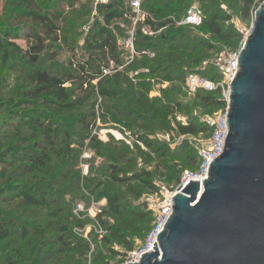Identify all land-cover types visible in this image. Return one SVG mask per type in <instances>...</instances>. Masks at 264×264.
Here are the masks:
<instances>
[{"label":"trees","instance_id":"1","mask_svg":"<svg viewBox=\"0 0 264 264\" xmlns=\"http://www.w3.org/2000/svg\"><path fill=\"white\" fill-rule=\"evenodd\" d=\"M124 1L112 0L108 4L99 3L97 5L104 12V22H97L85 39L84 49L87 53V59L75 57L73 71L61 74L37 66L45 48V39L42 32L35 25L56 27L53 26V21L48 15L34 9L33 0L12 1L9 8L11 14L8 16V26L5 27L0 18V44L2 38L10 40L26 37L35 41V44L23 52L27 63L32 67L28 78L33 84L22 92L23 98L16 104V107L20 109V117L22 118L13 128L14 132L16 130V135L9 130L13 127L11 124L7 121H0V244L17 236L15 229L16 227L20 228L22 224L18 222L19 217L16 215L21 213L20 216H28L29 213L26 211H31L28 217L34 220L29 224V228L26 225L23 226L21 237L28 240V253L23 256L28 264H55L51 262L52 259L63 264H70L68 253L75 251V248L80 251L83 250L78 242L75 244L77 246H74L72 250L70 249L69 244L76 242L78 238L76 235L73 236V232L67 230L66 227L62 228L63 234L59 238V248L55 251L44 253V248L50 244L44 243V238L38 239V236L45 234L42 223L49 219V214L52 219H57L63 213L62 204L64 203L63 194L65 192L64 189L58 187V184L69 177V173L65 172L69 164L67 162L69 153H64L62 157L57 156V150L55 149L56 140L59 137L57 132L61 131L60 133L63 135L62 144L67 149L74 143L75 133L71 127L77 123L79 128L85 134L88 133L89 136L90 128L95 124L98 117L95 109L90 114L79 117L72 113L82 104L76 98V93L94 92L95 94L98 93L103 99L113 96H117L120 100L123 99L124 104L116 103L111 107V111H113L112 122L116 124H121L125 118H130L132 116L131 111H133L131 106L135 105L139 107L147 122L157 121L160 126L164 124L172 125L170 129L168 128V131L175 130L179 136L205 135L209 137L212 133V128L199 116L187 115V123L180 122L177 118L178 114L184 116L186 113H190V105L175 100L170 93L163 97H151L150 93L153 85L151 84L152 78L149 79V77L152 76L159 80L157 77L160 78L163 73L162 80L170 84L171 87L175 82L185 83L186 76L191 71L206 75L211 79H216L219 76L213 66L209 69V75L206 74L207 70L204 68L197 69L203 61L200 56H193V54H196L200 48L211 49L213 46L205 37L194 35L191 28H202L204 32L210 33L219 38L221 42L234 46L233 49L238 50L244 37L239 28L229 23L232 17L221 7L222 0H207L209 2L206 11L202 8L205 17L200 27H177L173 23L171 16L182 17L191 7L185 6L181 9L173 7V5H179L183 1L143 0V9L153 17V20L147 19L145 23L157 30L165 29L160 35L151 37L143 34L141 26L137 28L136 50L138 52L150 50L156 54L154 58L143 55L132 61L130 66L133 70L140 68L136 66L139 63H143L149 69L148 73L143 72L135 76L136 79H140L139 82H135L134 78L129 75L130 66L117 70L110 75H103L104 69L110 68L112 62L116 65L115 69L125 64L124 51L118 39L120 26L113 25L116 21L128 18L123 6ZM263 2L264 0H238L235 3L233 0H225L224 3L232 9L236 4H239L243 18L249 19L254 17L256 10ZM1 3L2 0H0V8H6ZM29 22H33L32 25ZM188 69L192 70L189 71ZM96 80L99 81L96 83ZM68 84L70 87L67 86ZM194 97L206 111L210 112L209 114H214L226 106V101L220 92L198 91ZM149 114L150 117H147ZM166 121L168 122L166 123ZM147 122L143 124L144 131L151 127L147 126ZM29 139H35L36 142H34L33 147L39 151L31 152V147L20 148L17 146L20 143L25 144ZM39 139H45L46 145L37 142ZM10 140L12 142L4 148V144ZM15 140L18 141L17 144H15ZM140 141L149 149H156V152L162 154L163 158L169 156L164 145L159 146L160 143H155L149 138V134H142ZM48 145L51 147L50 149H48ZM115 146L118 147L117 144ZM181 148L180 155L175 154L172 156L182 158L184 167L191 168L188 170L197 171L200 167L197 150L193 148L187 139L181 145ZM53 155L59 158L56 163H53ZM15 159L21 161V163L24 162V165H26L21 170V176L27 182L29 181L23 194L19 195L21 199L16 204L10 198V195H8L9 197L5 196L6 193L20 190L18 187L8 184L12 174L8 172L7 166H12L11 161ZM162 165L163 172L160 173L159 180L153 178L154 175L151 171L125 172L123 168L114 163L111 164V177L117 184L126 186L131 191L137 184L153 194L159 191L158 181H172L174 182L173 185H177L182 175L181 170L172 169L166 163ZM165 170L170 173L166 178ZM38 174L42 176L38 178ZM100 196L107 199L108 208L114 216L121 218L117 220L118 224L108 229L111 237H115L120 243L128 247L129 251L122 254L126 258L127 254L135 248L133 243L127 241V236L123 232L124 224L128 215H137V212L125 192L106 189L100 192ZM46 207L51 210L47 214L41 213L42 209ZM22 208H25L23 212H21ZM45 215H47L46 218ZM139 216L142 220L153 223L154 212L151 209H146L143 206ZM38 218L41 220L35 222ZM151 228L152 225L148 229V233ZM110 250L115 254L120 253L113 250V248ZM15 254L18 255V251ZM19 256H22L21 252H19ZM125 258L119 264L125 263ZM10 262L13 263L11 256H3L0 264ZM20 264L23 263L20 262Z\"/></svg>","mask_w":264,"mask_h":264},{"label":"rangeland","instance_id":"2","mask_svg":"<svg viewBox=\"0 0 264 264\" xmlns=\"http://www.w3.org/2000/svg\"><path fill=\"white\" fill-rule=\"evenodd\" d=\"M6 1L8 2L6 3ZM12 1L13 0H2L1 3L3 7H6L0 8V18L5 27L8 26V16L11 14L9 8ZM111 1L112 0H101L99 3L108 4ZM128 1L129 0H125L123 6L130 17L113 23V25L120 26L118 39L122 43L127 39L129 32L134 27L132 21L133 17L131 16L132 9ZM178 1L183 2L179 5H173V7L181 9L185 6H198L205 9V11L209 2L207 0ZM233 1L236 3L238 0ZM224 2L225 0H222L221 7L232 17L229 23L239 28L241 33L244 28L251 29L254 17L244 19L239 4H236L232 9L228 8ZM99 3L98 0H80L75 2L74 0H33L34 9L48 15L53 21V26L56 27L35 25L36 28L42 32L45 39V48L37 64L38 67L61 74L73 71L75 57L87 59V53L84 49L85 39L97 22H104V12L97 6ZM32 23L33 22H29L30 25H32ZM191 32L194 35L205 37L213 46L211 49L200 48L196 54H193V56H200L203 61L197 69L204 68L207 70L206 74L208 75L209 69L212 66L211 61L216 55L222 51H236V49H233L234 46L221 42L219 38L204 32L202 28H191ZM33 44H35V41L26 37L10 40L2 38V43L0 44V121H7L11 124L13 127L9 130L15 135L16 130L14 132L13 128L22 120L20 117V109L16 107V104L23 98L22 92L30 88L33 84L28 78L32 67L27 63L23 52L29 49ZM244 44L245 40L243 38L238 49H242ZM122 50L124 51V68L129 67L133 61L131 52L124 47H122ZM204 62H208V65L204 66ZM113 65L115 66V64ZM136 66L140 68L133 70L131 68L132 66H130L129 75L136 80L135 82H139L140 79H136L135 76L143 72L148 73L149 69L143 65V63H139ZM188 70L190 71L192 69ZM163 77V73L160 75V78L157 77L160 81L155 79V77H149V79L152 78L156 80L155 84L151 81L153 89L150 96L163 97L167 93H170L175 100L185 105H190V113H186L184 116L178 114L177 118L180 122L184 124L187 123V115H196L203 119L210 113L200 105L199 101L195 100L194 95L190 94L185 83L175 82L171 85V87L174 88L172 89L169 86L170 84L162 80ZM67 86L70 87L69 84ZM76 98L80 100L82 104L76 111L72 112L75 116L79 117L81 115L90 114L95 109L98 117L95 124L90 128L89 136L88 133L85 134L84 131L79 128L77 123L75 126L71 127L75 133L73 138L74 143L67 149L63 147V135L60 133L61 131L57 132L59 136L56 140L55 147L57 156L62 157L64 153H69L67 156V162H69V164L65 171L69 173V177L67 180L61 181V183L58 184V187L60 189L62 188V190L64 189L65 192L63 194L64 203L62 204L63 213H61L57 219H52L49 214V219L42 223L45 234L38 236V239L44 238V243L50 244L48 247L44 248V253L55 251L59 248V238L63 234L62 228L66 227L67 230L73 232V236L76 235L78 238L74 243L69 241L71 242L69 244L71 247L70 249L72 250L74 246H77L75 245L77 242L78 245L83 248L82 251L75 248V251L68 253L70 264H119L120 261L125 258L122 254H125L129 250L128 247L120 243L118 239L113 236L111 237L108 228L118 224L117 220L121 218L114 216L109 210L108 201L106 198L100 196V192L106 189H113L126 193L137 215H128L123 232H125L127 236V241L133 243L134 248L144 243L148 229L152 225V222L148 223L139 216L143 206L150 210L149 199L152 193L137 184L132 191L126 186L117 184L111 177V164H117L123 168L125 172L151 171L155 180L160 179V173L163 172V163L171 166L172 169L181 170L183 174L184 171L191 168L184 167L182 158L172 155L181 154V145L186 139L196 150V147L206 142L208 137L205 135L190 137L179 136L175 130L172 132L168 131V128L170 129L172 125L164 124L160 126L157 124V121L147 122V119L142 115L143 113L140 112L139 107L135 105L131 106L133 108V111H131L132 116H130V118H125L123 123L116 124L112 122L113 111H111V107L116 103L124 104L125 101L123 102V99L120 100L117 96L103 99L98 93L95 94L94 92H78L76 93ZM147 117H150V114L147 115ZM145 122H147V126H151L147 131H144L143 127ZM167 122L168 121H166V123ZM142 134H149V138L155 143H160L158 144L159 146L164 145L169 156L163 158V155L159 152L157 153L156 149H149L140 141V136H142ZM11 142L12 140L7 141L3 147L6 148ZM34 142H36L35 139H29L25 144H17L18 141L15 140V144L20 148L31 147V152L38 150L33 147ZM37 142L46 145L45 139H39ZM116 144L118 147L115 146ZM50 148L49 146L48 149ZM57 156L53 155V163L59 160ZM11 163H13L12 166H7L8 172L12 174V178L8 181V184H11L13 187H18L20 190H14L13 193H6L5 196L10 195V198H12L13 202L16 204L21 199L19 195L23 194L29 181L27 182L21 176V170L26 166L24 162L21 163V161L15 159L11 161ZM164 174L165 178L170 175L168 170H165ZM37 176L39 178L42 175L38 174ZM166 183L168 185L174 184L172 181H167ZM24 209L25 208H22L21 212H23ZM49 210L51 209L47 207L43 208L41 213L47 214ZM26 212L29 213L28 216L31 214V211ZM20 215L21 213L16 215L19 217L18 222L22 224L20 228L16 227L15 229L17 231V236L0 244V261H2L3 256H11L14 264H20V262L28 264L23 257L28 253V240L22 239L21 237L23 226L26 225L29 228V224L34 219ZM44 217L46 218L47 215ZM39 220L41 219L38 218L35 222ZM141 236H143V239ZM111 248L120 253H113L110 250ZM17 251L18 255L15 254ZM19 252H21L22 256H19ZM51 262L63 264L54 259H52ZM13 263L10 262L8 264Z\"/></svg>","mask_w":264,"mask_h":264},{"label":"water","instance_id":"3","mask_svg":"<svg viewBox=\"0 0 264 264\" xmlns=\"http://www.w3.org/2000/svg\"><path fill=\"white\" fill-rule=\"evenodd\" d=\"M237 70L224 152L174 196L154 251L128 264H264V2Z\"/></svg>","mask_w":264,"mask_h":264},{"label":"built area","instance_id":"4","mask_svg":"<svg viewBox=\"0 0 264 264\" xmlns=\"http://www.w3.org/2000/svg\"><path fill=\"white\" fill-rule=\"evenodd\" d=\"M100 1L101 0H98V3ZM128 4L132 9L131 16L133 17L132 21L134 27L129 32L127 39H125L123 43L119 41V44L131 52L133 60L136 57H142L143 55H148L150 58H153L156 54L150 50L142 52L136 50L135 38L137 36V28L141 26L143 34L151 37L160 35L165 28L157 30L151 25L145 23L147 19L153 20V17L149 12L143 9V0H129ZM126 17L129 18L130 15L127 13ZM204 17L205 14L203 9L198 6H193L184 16L179 18L171 16V19L177 27H200L203 24ZM251 32L252 27L251 29L244 28L242 30L245 41ZM241 50L242 49L236 51H222L214 57L211 61V65L219 73V76L216 79H211L206 75L193 71L187 74L185 84L190 94L195 95L198 91L220 92L226 101V106L214 114H208L203 118V121L212 128V133L206 142H203L200 146L196 147L200 159L199 169L197 171H184L177 185H168L164 181L157 182L159 191L153 193L149 199L150 209L154 212L152 228L144 243L130 251L123 264L138 263L141 261L143 254L154 251L155 243H158V235L160 231L172 216L174 196L181 192L189 181H201L203 184L205 179L208 178L211 163L224 152L226 136L229 133L227 120L230 108L231 85L239 72L237 67ZM113 64L115 63L112 62L110 68L104 69V76L110 75L113 72L124 68L123 65L119 66L118 69H115L116 65L114 66ZM203 65L207 66L208 62H204ZM133 80L136 81L135 79ZM98 81L99 80H97V82ZM151 81L154 84L156 83L155 79H152Z\"/></svg>","mask_w":264,"mask_h":264}]
</instances>
